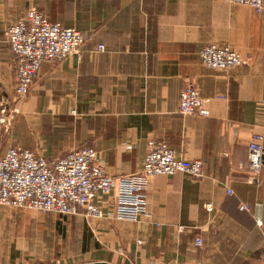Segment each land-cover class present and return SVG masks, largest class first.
<instances>
[{
	"label": "crops",
	"instance_id": "obj_1",
	"mask_svg": "<svg viewBox=\"0 0 264 264\" xmlns=\"http://www.w3.org/2000/svg\"><path fill=\"white\" fill-rule=\"evenodd\" d=\"M30 8L85 40L79 56L42 61L17 98L5 32ZM208 43L233 48L244 63L204 66L198 51ZM187 85L208 115L178 111ZM1 103L16 112L0 124V153L25 148L51 162L90 147L116 177L141 168L152 139L201 160L203 175L151 178L137 221L0 206V264L264 261V166L250 182L247 160L249 142L264 156V11L223 0H0ZM110 198L94 201L104 211Z\"/></svg>",
	"mask_w": 264,
	"mask_h": 264
},
{
	"label": "built area",
	"instance_id": "obj_2",
	"mask_svg": "<svg viewBox=\"0 0 264 264\" xmlns=\"http://www.w3.org/2000/svg\"><path fill=\"white\" fill-rule=\"evenodd\" d=\"M223 1L249 6L257 13L264 11V0ZM5 36L16 57L13 90L17 98L28 93L42 61H61L69 55L79 56L85 40L80 31L48 20L36 8H30L11 24ZM96 50H104V45L98 44ZM198 56L204 66L212 69L223 70L244 63L236 50L216 43L203 45ZM178 111L183 115H208L205 99L192 85L180 91ZM15 112L14 106L0 104L2 128L9 124L10 116ZM147 145L141 168L116 177L104 171L96 151L90 147L69 150L51 162L29 149L8 147L0 153V206L24 207L60 215H73L83 209L87 216L94 218L137 221L146 212V193L151 178L177 172L192 178L203 175L201 160L185 159L161 140L151 139ZM247 160L249 181L257 182L264 166L262 148L257 142H249ZM227 193H230L229 189ZM101 195H111L104 211L94 201ZM205 208L211 210V204L206 203ZM249 208L245 203L239 205L240 210ZM256 264H264V261Z\"/></svg>",
	"mask_w": 264,
	"mask_h": 264
},
{
	"label": "water",
	"instance_id": "obj_3",
	"mask_svg": "<svg viewBox=\"0 0 264 264\" xmlns=\"http://www.w3.org/2000/svg\"><path fill=\"white\" fill-rule=\"evenodd\" d=\"M93 264H109L107 262H96V263H93Z\"/></svg>",
	"mask_w": 264,
	"mask_h": 264
},
{
	"label": "rangeland",
	"instance_id": "obj_4",
	"mask_svg": "<svg viewBox=\"0 0 264 264\" xmlns=\"http://www.w3.org/2000/svg\"><path fill=\"white\" fill-rule=\"evenodd\" d=\"M8 120H9V119H8ZM8 120H7V121H8ZM7 121H6V122H7Z\"/></svg>",
	"mask_w": 264,
	"mask_h": 264
}]
</instances>
